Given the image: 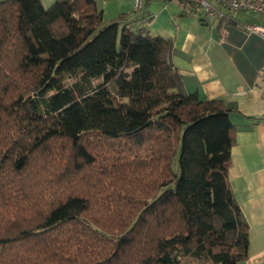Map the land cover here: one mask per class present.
I'll list each match as a JSON object with an SVG mask.
<instances>
[{"label":"trees","instance_id":"obj_1","mask_svg":"<svg viewBox=\"0 0 264 264\" xmlns=\"http://www.w3.org/2000/svg\"><path fill=\"white\" fill-rule=\"evenodd\" d=\"M149 3L0 0V264L248 260L232 108L175 91Z\"/></svg>","mask_w":264,"mask_h":264},{"label":"crops","instance_id":"obj_2","mask_svg":"<svg viewBox=\"0 0 264 264\" xmlns=\"http://www.w3.org/2000/svg\"><path fill=\"white\" fill-rule=\"evenodd\" d=\"M54 0H41L48 7ZM105 19L135 9L134 0H96ZM151 32L168 39L167 59L175 91L221 99L232 108L234 128L229 184L248 227V260L264 264V39L244 30L264 27V16L237 12L234 24L183 11L177 0H152ZM183 11V12H182Z\"/></svg>","mask_w":264,"mask_h":264},{"label":"built area","instance_id":"obj_3","mask_svg":"<svg viewBox=\"0 0 264 264\" xmlns=\"http://www.w3.org/2000/svg\"><path fill=\"white\" fill-rule=\"evenodd\" d=\"M194 3L198 15L213 20L231 19L237 12H248L264 16V0H190ZM142 0H134V7L141 5ZM244 30L256 33L264 39V27L245 25Z\"/></svg>","mask_w":264,"mask_h":264},{"label":"rangeland","instance_id":"obj_4","mask_svg":"<svg viewBox=\"0 0 264 264\" xmlns=\"http://www.w3.org/2000/svg\"><path fill=\"white\" fill-rule=\"evenodd\" d=\"M150 2H152V0H150ZM145 11H146V8H145ZM130 14H134V15H137V16L139 15V14L134 13V12H132ZM174 169L175 170L177 169V165L174 166ZM178 264H191V262L188 259V257L184 256Z\"/></svg>","mask_w":264,"mask_h":264}]
</instances>
